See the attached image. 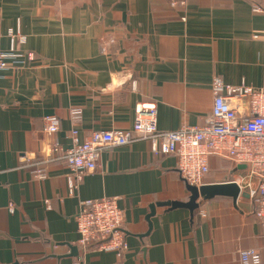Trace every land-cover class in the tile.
<instances>
[{
    "label": "crops",
    "instance_id": "obj_1",
    "mask_svg": "<svg viewBox=\"0 0 264 264\" xmlns=\"http://www.w3.org/2000/svg\"><path fill=\"white\" fill-rule=\"evenodd\" d=\"M17 29L24 42L12 41ZM12 46L35 57L0 71V264H242L248 249L264 264L250 196L200 199L193 216L158 206L148 220L153 204L190 196L176 156L154 154L150 141L103 151L73 193L50 152L71 146L73 108L81 140L131 129L152 103L158 128L175 131L211 115L216 77L264 87V0H0V48ZM51 114L61 118L54 135L44 132ZM244 169L212 156L204 184L242 183ZM102 197L118 198L127 250L81 255L76 215Z\"/></svg>",
    "mask_w": 264,
    "mask_h": 264
},
{
    "label": "built area",
    "instance_id": "obj_2",
    "mask_svg": "<svg viewBox=\"0 0 264 264\" xmlns=\"http://www.w3.org/2000/svg\"><path fill=\"white\" fill-rule=\"evenodd\" d=\"M172 4L176 5L177 1H172ZM256 8L263 10L259 5ZM10 35L13 36L12 41L14 38L25 41L19 29L11 30ZM34 57L33 51H18L13 46L6 50L0 48V71L24 65ZM213 91L212 113L205 122L184 125L175 131L158 128L156 106L152 103L137 107L131 129L96 130L81 140L82 109H71V146L53 143L50 147V152L70 169L67 176L70 193L76 190L85 173L97 168L103 151L148 140L154 154L176 156L178 170L190 185L200 187L204 184L212 156L227 159L235 167L245 165L246 173L242 175V183L238 184L241 191H246L252 199L255 214L264 230V87L255 89L245 83L234 85L216 77ZM244 104L248 105V110L241 113L240 106ZM60 126L59 116H44L46 134L54 135ZM36 171L40 175L43 173L40 167ZM9 209L13 211V204ZM123 222L124 213L117 197L83 200L76 215L81 255L91 248L122 255L128 247ZM241 261L242 264H261L262 256L256 250L248 249L241 252Z\"/></svg>",
    "mask_w": 264,
    "mask_h": 264
},
{
    "label": "water",
    "instance_id": "obj_3",
    "mask_svg": "<svg viewBox=\"0 0 264 264\" xmlns=\"http://www.w3.org/2000/svg\"><path fill=\"white\" fill-rule=\"evenodd\" d=\"M239 168H245V165H240ZM187 189L190 192V196L187 201H165L157 202L151 206V212L148 215V220L156 214L158 206H169L171 209L177 207H185L189 209L191 215H194V211L200 206V199L208 200L216 196H228L234 201L238 199L240 195L249 196L246 191H241L239 184L236 181H228L224 183L216 184H204L200 187L190 185L187 183Z\"/></svg>",
    "mask_w": 264,
    "mask_h": 264
}]
</instances>
